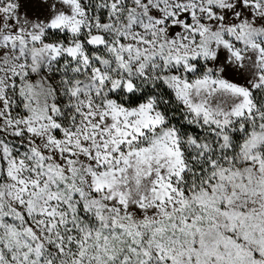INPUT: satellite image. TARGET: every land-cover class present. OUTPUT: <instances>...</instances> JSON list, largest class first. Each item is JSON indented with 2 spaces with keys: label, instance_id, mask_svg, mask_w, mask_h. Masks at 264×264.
<instances>
[{
  "label": "snow or ice",
  "instance_id": "6c2138e0",
  "mask_svg": "<svg viewBox=\"0 0 264 264\" xmlns=\"http://www.w3.org/2000/svg\"><path fill=\"white\" fill-rule=\"evenodd\" d=\"M0 264H264V0H0Z\"/></svg>",
  "mask_w": 264,
  "mask_h": 264
}]
</instances>
